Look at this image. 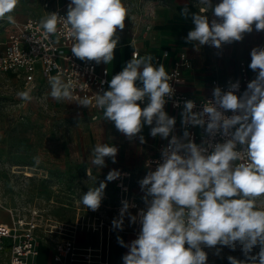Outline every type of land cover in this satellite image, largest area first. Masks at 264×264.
<instances>
[{
	"label": "clouds",
	"instance_id": "1",
	"mask_svg": "<svg viewBox=\"0 0 264 264\" xmlns=\"http://www.w3.org/2000/svg\"><path fill=\"white\" fill-rule=\"evenodd\" d=\"M201 6L193 12L185 5L184 19L192 28L184 38L199 50L203 46L220 49L224 44L240 42L253 31L264 32V0H197ZM18 0H0V19L15 23L10 13ZM129 9L123 0H70L66 16L47 13L39 21L45 38L63 33L71 40V53L81 61L110 64L115 58ZM58 42V40H57ZM167 55V53H165ZM249 69L256 73L240 93V82H229L227 89L214 87L212 99L199 109L194 100H174L172 76L163 63L151 54H133L122 70L95 93V107L104 120L129 140L139 139L150 126V135L167 140L160 159L149 166L139 180L144 207L122 200L118 216L111 221L112 231H123L125 222L137 226L136 238L126 243L117 235V243L128 249L123 264H209V257L224 259V250L239 251L227 255L229 264H264V46L253 47ZM49 95L56 102L71 101L74 86L59 75L50 79ZM17 96L31 101V91ZM181 109L180 135L175 134L177 120L169 116L165 105ZM85 98L78 104L88 107ZM231 112V115L226 113ZM203 130L200 143L190 128ZM219 138V139H218ZM118 148L97 143L90 163L100 169L106 158L117 162ZM88 176L91 170L87 169ZM121 171L110 170L99 186L89 188L80 203L98 211L107 182L120 179Z\"/></svg>",
	"mask_w": 264,
	"mask_h": 264
},
{
	"label": "rangeland",
	"instance_id": "2",
	"mask_svg": "<svg viewBox=\"0 0 264 264\" xmlns=\"http://www.w3.org/2000/svg\"><path fill=\"white\" fill-rule=\"evenodd\" d=\"M162 1L123 0L129 9L125 23L129 21L131 26L142 23L147 8ZM42 13V0H18L10 15L25 20L40 17ZM5 32L4 18L0 19V35ZM257 46H264V32L253 31L242 41L224 44L220 49L199 48L196 58L200 59H195V69L201 73L199 88L208 87L210 80L204 75L208 68L202 62L209 60L211 55L217 57V72L223 71L228 77L233 74L239 59L245 57L250 62L251 49ZM192 66L190 60V68ZM21 91L28 89L13 72L0 73V221H11L10 210L29 216L35 207L43 214L41 227L37 230L39 234H49L45 230L56 221L74 223L79 219L91 222L88 229L79 231V236L92 231L93 221L97 222L95 225L103 221L101 229L104 234L112 236L117 231L111 230V221L119 214L121 199L138 202V208L131 209L133 214L144 207L139 180L148 171L143 166L145 157L155 154V150L147 142L141 144L138 138L129 141L116 130L113 122L104 120L102 112L95 118L92 108L81 106L78 101L56 102L48 91L43 96L40 90H34L31 91V101L26 102L17 96ZM97 143H109L118 148L115 165L107 158L106 167L97 169L91 165L92 148ZM87 169L91 170V176H88ZM113 169L130 175L107 182L98 211L86 209L80 203L82 195L89 188L98 187ZM122 180L128 189L118 186ZM133 228L125 222L124 230ZM49 235L61 237L54 233ZM8 251V246L0 250V264L9 263ZM227 255L240 256V253L225 249L224 259L210 255L209 264H229Z\"/></svg>",
	"mask_w": 264,
	"mask_h": 264
},
{
	"label": "built area",
	"instance_id": "3",
	"mask_svg": "<svg viewBox=\"0 0 264 264\" xmlns=\"http://www.w3.org/2000/svg\"><path fill=\"white\" fill-rule=\"evenodd\" d=\"M69 2L70 0H42L43 13L40 17L33 16L25 20L14 19L15 23H9L5 18L6 36L4 40H0V73L13 72L21 80L24 88L30 91L40 90L43 96L48 94L47 91L51 88V77L59 75L65 82L71 81L73 83L74 95L72 100L80 102L87 98L92 101L89 106L94 110V117L96 118L102 111L95 107V93L101 87L106 90L108 84L104 83L102 85L101 81H110L115 74L107 68L98 67L94 61L86 62L76 58L71 53L72 42L66 36V28L58 26L63 34L48 38H45L39 29V21L47 13L57 12L61 16H66ZM155 13V5L151 4L144 15L146 29L150 28ZM134 53L138 55V51ZM163 56H168V52L165 51ZM157 60L160 61V58H157ZM189 67L190 58L187 52L180 51L172 67L167 69L172 76L173 81L171 83L175 89L173 99L181 102L189 99L194 100L197 109H199L203 103L212 99V93L200 99L189 96L181 89V85L185 82L184 70ZM255 76L256 74L250 72L247 60L241 58L238 61L237 76L226 80H212V92L216 86L226 90L229 82L239 80L240 93H242L246 89L247 83ZM168 108L177 111L179 117L177 126L182 130L180 123L181 109L174 107L173 101H169L165 105V110ZM226 114L231 115V112ZM190 131L193 133L195 142L200 143L203 130L192 127ZM166 144L167 142L160 144L157 147V154L145 160V168L155 167L154 162L160 159V151ZM122 173L126 174L122 176L123 179L130 175L128 172ZM118 186L125 190L128 189L124 180L120 181ZM125 199H121V201ZM130 203H134L137 206L136 208L139 206L137 201H131ZM120 207H122V204ZM10 212L12 214L10 222L0 221V250L8 246V264H38L40 252L36 231L41 227L43 221L42 211L33 207L29 212V216H22L18 211L14 213L10 210ZM96 223V221L92 222V231H97L100 237V243L97 247L85 246L78 241V232L88 229V226L91 225L90 221L86 223L84 220L76 219L74 223L56 221L52 225L49 224L50 229L45 231L49 234L54 233L61 236L54 247V264H73L74 262L91 264L103 261V244L110 240L111 235L110 233L104 234L103 229H101L104 224L103 221L100 225H95ZM133 230L136 232L137 226H134Z\"/></svg>",
	"mask_w": 264,
	"mask_h": 264
},
{
	"label": "crops",
	"instance_id": "4",
	"mask_svg": "<svg viewBox=\"0 0 264 264\" xmlns=\"http://www.w3.org/2000/svg\"><path fill=\"white\" fill-rule=\"evenodd\" d=\"M154 5L156 13L152 18L150 28H145L146 23L144 20L142 23L137 25L133 24L132 26L129 21L125 23V28L117 32L120 39L115 49L114 60L110 64L101 63L98 67L107 68L111 73L116 74L120 72L126 62L132 58L133 53L138 51L139 56L151 54L156 59L160 58V61L157 60V62L163 63L166 69H170L178 57L179 52L186 51L190 60L193 61L194 66L184 70L185 82L181 85V89L189 96L200 99L212 93V80H226L227 78L237 76L238 64H236V67L234 66L233 74L226 77L227 74L223 71L217 72V57L211 55L209 60H206L205 63L202 62V64L208 68V70L204 72V75L207 77L206 79L210 80L208 87L203 90L199 88V86H201L199 81L201 73L195 69L197 66L195 59L200 58H196L197 50L194 49L191 44H186L184 39L193 26L190 19H184V17L181 16V10L187 5L191 11L198 12L201 6L198 4L197 0H163ZM5 36L6 32L4 35H0V40H4ZM165 51L168 52V56L166 57L163 56ZM243 59L247 60L248 64L250 63L249 59L245 57H243ZM250 72L256 74L251 69ZM50 91L51 88L48 89V93H50ZM166 111L169 116L176 118L178 124L179 117L177 111L170 108L166 109ZM177 124L175 134L180 135L182 130H180ZM141 134L145 137L146 142L150 144L151 148L155 150V154H150L145 157L143 161L144 166L145 160L155 156L157 154V147L160 144L166 143L167 140H162L159 137L153 138L150 135V126H145ZM112 164L115 165L116 163ZM36 235L40 252L38 264H54L53 251L56 242L59 241L60 238L49 234H39L37 231ZM117 235L122 237L126 243L136 238V232L134 230H123L114 233L110 237V240L103 244V261L91 264H123L122 256L127 253L128 249L117 243ZM77 237L79 243L85 246L97 247L100 243L99 235L93 231L83 232L81 236L78 234ZM73 264L87 263L74 262Z\"/></svg>",
	"mask_w": 264,
	"mask_h": 264
},
{
	"label": "bare ground",
	"instance_id": "5",
	"mask_svg": "<svg viewBox=\"0 0 264 264\" xmlns=\"http://www.w3.org/2000/svg\"><path fill=\"white\" fill-rule=\"evenodd\" d=\"M27 174H30L29 172H27Z\"/></svg>",
	"mask_w": 264,
	"mask_h": 264
}]
</instances>
